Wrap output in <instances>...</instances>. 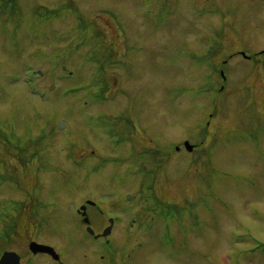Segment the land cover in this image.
Listing matches in <instances>:
<instances>
[{"label":"rangeland","instance_id":"1","mask_svg":"<svg viewBox=\"0 0 264 264\" xmlns=\"http://www.w3.org/2000/svg\"><path fill=\"white\" fill-rule=\"evenodd\" d=\"M263 51L264 0H0V256L102 264L91 199L112 264H264Z\"/></svg>","mask_w":264,"mask_h":264},{"label":"water","instance_id":"2","mask_svg":"<svg viewBox=\"0 0 264 264\" xmlns=\"http://www.w3.org/2000/svg\"><path fill=\"white\" fill-rule=\"evenodd\" d=\"M64 126V122L61 123V127ZM185 145H186V148L191 151L193 150V145H191L188 141L185 142ZM89 231L91 233H94V231L89 228ZM111 232V226L108 227L103 235L104 236H107L109 235ZM30 249L34 252V253H37V252H49V253H54L53 252V249L51 247H48V246H45V245H42V244H38L37 242H31L30 244ZM0 264H20V256L16 253V252H13V251H7L3 254V256L1 257V260H0Z\"/></svg>","mask_w":264,"mask_h":264},{"label":"flooded vegetation","instance_id":"3","mask_svg":"<svg viewBox=\"0 0 264 264\" xmlns=\"http://www.w3.org/2000/svg\"><path fill=\"white\" fill-rule=\"evenodd\" d=\"M82 216H83V214H82ZM99 240H103V238L97 239L96 241H99ZM96 244H98L97 245L98 249L96 247H94L93 252H89V253L93 256H96L100 250L99 249V246H100L101 249H103V253L100 255L101 263L102 264H112V256H113L112 252L113 251L111 250V247L109 246L108 240L104 239V241H101L100 243H96ZM115 254H116V252H115ZM48 260H52V258L50 257V258H48ZM54 264H68L67 263V255L61 253V259H59V261H57V262H54ZM91 264H93V263H91Z\"/></svg>","mask_w":264,"mask_h":264}]
</instances>
